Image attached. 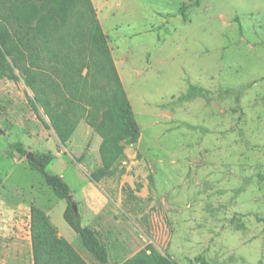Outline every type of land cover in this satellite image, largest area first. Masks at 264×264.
Returning a JSON list of instances; mask_svg holds the SVG:
<instances>
[{
	"label": "rangeland",
	"instance_id": "rangeland-1",
	"mask_svg": "<svg viewBox=\"0 0 264 264\" xmlns=\"http://www.w3.org/2000/svg\"><path fill=\"white\" fill-rule=\"evenodd\" d=\"M93 2L139 138L94 182L101 136L82 119L61 143L25 79L0 76V224L25 222L34 202L102 264L65 220L67 200L14 148L20 141L53 156L48 170L71 186L82 224L109 250L106 264L149 244L174 264H264V0ZM7 232L0 225V261L15 264Z\"/></svg>",
	"mask_w": 264,
	"mask_h": 264
},
{
	"label": "trees",
	"instance_id": "trees-1",
	"mask_svg": "<svg viewBox=\"0 0 264 264\" xmlns=\"http://www.w3.org/2000/svg\"><path fill=\"white\" fill-rule=\"evenodd\" d=\"M0 76L25 79L34 92L33 106L43 108L47 125L61 143L71 139L82 119L101 136V166L90 175L94 182L112 175L126 157L127 144L139 138V125L93 0H0ZM13 146L55 195L67 200L64 218L84 249L99 263H108L109 250L98 231L82 224L80 212L68 200L71 186L48 170L53 156L31 153L20 141ZM2 184L0 179V188ZM30 216L35 264H89L58 233L44 209L32 204ZM124 264L174 263L149 244Z\"/></svg>",
	"mask_w": 264,
	"mask_h": 264
},
{
	"label": "crops",
	"instance_id": "crops-1",
	"mask_svg": "<svg viewBox=\"0 0 264 264\" xmlns=\"http://www.w3.org/2000/svg\"><path fill=\"white\" fill-rule=\"evenodd\" d=\"M114 60H115L116 66H117V61L115 58H114ZM32 204H35V203L32 202L29 204V207H27V209H28L27 220L25 222L16 220V221L8 222L6 224H0L2 228L8 230V232H7L8 234L13 235V237L15 238L14 244H13V249H12V253L14 254V256L16 258L15 264H35L34 263V255H33L32 237H31V223H30V220H31L30 209H31ZM22 207H23L22 205L17 206V208H14L12 210L14 212H19V209ZM1 208H3V207L1 206ZM47 214H48V212H47ZM58 233L61 236L65 237L63 232L58 230ZM68 241L71 243L70 240H68ZM75 249L86 259V261L89 264H91L88 261V259L86 258V255H84L80 251V249H77V248H75ZM0 262L3 264H7V262L5 260H2V259Z\"/></svg>",
	"mask_w": 264,
	"mask_h": 264
},
{
	"label": "water",
	"instance_id": "water-1",
	"mask_svg": "<svg viewBox=\"0 0 264 264\" xmlns=\"http://www.w3.org/2000/svg\"><path fill=\"white\" fill-rule=\"evenodd\" d=\"M0 134H3V130H2V129H0ZM68 200H70V201L72 202V206H73V208H74V211H75L76 213H78V206H77V204L73 201V195H72V194H70V195L68 196Z\"/></svg>",
	"mask_w": 264,
	"mask_h": 264
}]
</instances>
